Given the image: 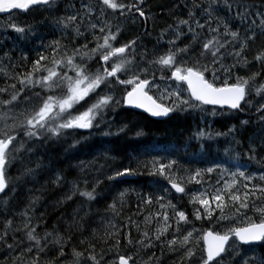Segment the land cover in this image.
<instances>
[{
  "label": "snow or ice",
  "instance_id": "obj_1",
  "mask_svg": "<svg viewBox=\"0 0 264 264\" xmlns=\"http://www.w3.org/2000/svg\"><path fill=\"white\" fill-rule=\"evenodd\" d=\"M143 3L144 0H135V3L130 4L122 3L121 0H96L99 5L96 20L99 24L89 20L85 28L92 35L94 47H89L86 42L69 49L55 40L42 45L45 50H52L51 59L42 53L38 54L27 72L9 77L6 68L0 67V73L16 81L0 87V121L3 122L0 126V193L6 194L10 188L12 192L16 191L13 178L8 173L17 163L22 165L21 174L15 177L17 181L26 177L35 180L40 171L51 170L41 158L37 159L35 167L26 166L25 153L30 162L37 152L43 156L52 145L62 144L70 133H76L77 130L97 129L104 124L110 128L107 113H115L117 108L141 109L152 117H169L170 114L189 110L206 112V106H213V116L218 112H243L245 105L248 108L255 107L261 130L259 144L250 137L244 155L249 161L264 162V157L257 160L258 149H264V103L259 102L264 100V79H261L264 76V47L256 51L251 60L246 55L250 44L259 36H264V0L259 6L245 3V0H207L206 7L193 0L186 19L177 18L175 26L169 25L161 31L158 44L170 29L174 32V39L167 41V50L161 54H156L154 46L151 59L148 58V51L137 54L138 38L117 46L124 31L123 26H117L112 31L111 23L104 19L109 9L113 13L119 10L121 16L135 11L139 17H146ZM96 4L92 0L87 3L81 0L79 9L74 4H66L65 9H72L75 14L55 17L52 23L61 30L71 28L75 33L74 39H86L81 27L84 18L91 16L96 9ZM33 7L54 12L58 8V0H0V13H7L9 21L13 19L15 10L28 11ZM198 9L201 17H207L203 23L196 15ZM218 9H226L229 15H216ZM135 21L136 17L133 16V23ZM233 22H236L235 28ZM7 27L19 34L21 39H27L33 31L32 25L19 26L10 22ZM98 27L99 34L96 33ZM185 27L187 32L183 30ZM205 30L207 36L204 35ZM189 35L190 41L183 47H177L176 42ZM4 55L10 59L8 53ZM226 58H231L232 63L225 64ZM21 59L26 63L28 55L25 54ZM253 63L258 66L257 71L243 76L234 74L238 70L249 69ZM12 67L18 65L13 64ZM37 88L40 91H36ZM117 90L122 91L118 94ZM25 92H31L32 95H25L21 100ZM4 95L8 99H4ZM89 100L92 102L88 103ZM84 103L88 106L80 111ZM18 104L25 107L9 116ZM9 119L11 123H8ZM249 124L250 120H241L239 127L232 125L224 132L209 127L207 131L199 129L193 135L198 141L232 137L233 143L239 146L241 142L236 139V134ZM126 128L127 125H122L116 133L109 130L103 135H118L125 132ZM143 134L142 131L136 132L137 136ZM86 139L83 136L80 140L73 137V143L65 152L75 150L81 140ZM203 149L204 145L201 144ZM232 151V148H226L225 155L237 162L235 170L222 163L190 170L183 168L176 159L164 162V157L143 161L133 157L127 166L115 170L107 177L109 181L123 182V177L146 173L148 177H159L166 181L170 188L165 187L164 195L155 197L151 192L136 193L140 199L138 206L159 205L160 211L155 215L162 217V221L154 233L150 235L147 230L140 232L139 225H135L140 232V239L133 240L130 233L121 237L120 229L109 221L102 237L93 229V239L98 238L102 243L109 244L99 252L89 238L79 240V245H72L70 252L67 250L68 245L72 244V230L83 231L80 221L76 219L79 208L74 211L73 219L64 232L53 225L51 230L45 227L41 235L38 227L43 224L44 213L37 217L35 205L43 197L32 195L24 209L14 213V216L21 217L19 222L12 217L0 220V257H3L0 264H135L134 255L121 251L122 240L125 248L133 246L139 250L154 247L153 241H161L162 238V247L166 246L173 253H183L180 264H193V261L197 264H234L236 258L242 255L240 249L245 252L264 249V170L250 174L238 163L241 153L229 155ZM76 167L83 173L88 165L81 162ZM213 174H217L215 183L209 181L204 187L205 177L210 178ZM64 182L63 171L56 170L51 183L59 187ZM69 183L71 187L56 202L58 205L71 201L77 195L85 202L94 201L99 195L96 190L99 180L91 190L81 188L78 180ZM87 183L85 180L84 184ZM193 183L201 185V188L189 198L188 203L192 206V219H189L185 210H178L171 199H167L166 203L165 200L171 190L176 194L188 195L187 187ZM38 191H43V188ZM130 191L124 189L119 192L106 210L119 215L117 202L123 206ZM10 199H0L4 213H7ZM87 215L89 213L85 212ZM83 219L80 217V220ZM170 220L173 223H169ZM196 222L207 224L208 227L197 228ZM150 223L151 215L145 217V224ZM184 227H188V230L180 235ZM170 231L172 239H167ZM229 256L231 258L226 262L225 257ZM153 258L149 257V260ZM242 264H264V252L259 256L244 255Z\"/></svg>",
  "mask_w": 264,
  "mask_h": 264
},
{
  "label": "trees",
  "instance_id": "obj_2",
  "mask_svg": "<svg viewBox=\"0 0 264 264\" xmlns=\"http://www.w3.org/2000/svg\"><path fill=\"white\" fill-rule=\"evenodd\" d=\"M196 3L202 4L203 7L207 6V0H198ZM245 3L259 6L261 0H245ZM215 14L221 16L229 15L226 9H218ZM196 15L199 16L198 13H196ZM204 18L207 19L206 16H204ZM141 22L144 23V20ZM257 23H259L258 19ZM235 24L236 22H233V27H235ZM205 35L207 36V32ZM190 39V35L187 37H181V43H176L177 47H183L190 41ZM261 40L264 41V36ZM146 41V44H144L142 47L143 51H148L149 57H152L154 46L156 47V54H160L165 48L164 40H159V44L157 40L151 42L148 40ZM18 47H21L20 50L22 49L23 56L26 53L28 45L26 47H22L21 44H18ZM9 50V45H7V43H3V45L0 46V57L4 58L5 53H8L9 55ZM40 53L49 55V51L43 49L38 52V54ZM255 53L256 51L252 53L250 49L247 52V55L253 54L254 56ZM38 54H33V51L29 50L27 52L28 61L26 63L21 61V66L17 71L11 69V73L8 74L9 77L15 76L16 73L29 71L32 61L37 58ZM94 66L95 65L93 64V67ZM11 68L13 67L11 66ZM245 71L246 70L241 69L242 74H244ZM247 71L248 73L257 71V65L253 63L250 68L247 69ZM15 82V80L5 77L3 73H0V87H4L6 84H12ZM36 91H40V89L37 88ZM245 112V107L243 112H225L215 117L212 121L214 128L220 131H227V128L231 127L232 125L239 127L241 120H250V124L244 128H241L236 134V139L240 140L241 142L238 148L243 153H246L248 150L249 138L251 137L250 133L256 131L251 110L247 109L248 114ZM106 119L111 124L110 128L108 124H104L97 129L77 130L76 133H70L68 138L63 141L62 144L52 145L46 152H44L43 156H41V152H37L30 158V162L28 154L25 153L24 162L26 166L35 167L37 159L41 158L43 159L45 165H49L51 170L45 169L40 171L35 180H33L31 177H26L23 180L17 181L15 180V177L21 174L22 165L17 163L14 167H12L8 175L13 178V185L15 186L16 191L12 192L10 188L6 194H2V199L6 197L11 199L7 213H4L3 206L0 205V220L11 217V213L15 207H25L30 196L39 195L43 198L37 205H35V215L39 217L41 213H44L43 224L38 227V231L41 235L43 234L45 227L48 230H51L53 225H57L60 231L64 232V229L67 228L68 223L73 219L74 211L77 208L80 209L76 214V219L80 221L83 231L76 229L72 230V244L68 245L67 249L69 252L72 245H79V240L84 238L92 239V242L96 244L97 252H99L101 248H107L109 244L102 243L98 238L93 239V229L97 231L99 237H102L108 223L107 216L109 215L115 216L112 223L116 226V228L120 229L121 237H123V234L125 233H130L133 240H138L140 239V232H143L144 230H147L150 235L154 233L159 223L162 221V217H157L155 215L156 212L160 211L159 205L154 203L152 205H143L142 207L138 206L140 205V199H138L136 193L145 194L151 192L155 197L156 194L153 193V190H156V188L162 184V180L159 177H148L146 173L144 175L136 176L133 179L122 180L123 182L109 181L107 177L112 175L115 170L127 166L133 157L143 161L150 160L152 157L161 156L166 158L164 162H166L168 157H175L173 155H181V157L186 158L183 153L187 150H184L181 147L188 146V151H191L193 148L194 139L189 138L193 133L194 127L199 123L198 116L196 113L193 114L191 110H189L187 112H176L164 120H157L152 119L143 113L135 112L127 108H117L115 113L109 111L107 113ZM122 125H127L125 132L119 133L118 135H103L104 132L109 130L113 133H116L117 129ZM137 131H142L144 134L137 136L135 135ZM254 133L258 136L261 134V132H253V134ZM81 136L87 137V139L84 141L81 140V143L76 146L75 150L66 153L65 149H67L68 146L73 143V137L77 140H80ZM221 141L222 140L220 139L217 141V146L222 147ZM200 144L204 145V156H206V152L209 153L211 158H218L221 156L219 153L220 151L216 152L213 142L207 141L206 143L201 142ZM160 146H165V148L163 150L159 149L158 147ZM95 149L97 151H95ZM258 150L260 153L258 152L257 160H260L262 157V149ZM95 154H97L100 158H98ZM79 160L88 165V167L85 168V170H87L86 173H81L80 168L76 167V165L79 163ZM251 162V169L253 170H261L264 167V162ZM197 163L200 164L199 167L201 168H204L206 165L204 162L200 161ZM133 166H135L134 163ZM58 169L63 171L65 182L62 183L61 186L56 187L51 183V180L54 179L55 171ZM207 177L208 176H206V178ZM70 179L78 180L81 188L87 187L89 190H91L93 184L99 180L100 183L96 186V190L99 195H97L96 199L91 202H85L83 198L77 195L73 197L71 201H67L64 204L58 205L56 202L60 200L61 197L67 193L71 187L70 183H68L71 181ZM85 180L88 181L87 185L84 184ZM42 188L43 191H38ZM29 189L31 191H29ZM124 189H129L131 191L126 197V202L123 206L117 202L119 215L106 210L107 205L112 202L113 197L117 196L118 193ZM189 189L190 184L187 187V190ZM170 198L172 199V202L177 205L178 210H185L189 215V219H192V206L188 203L190 198L189 194L181 196L172 195ZM166 202L167 201H165V203ZM85 212H88L89 215L85 216ZM29 214L31 215L32 212ZM169 214L171 215V210H169ZM149 215L152 216V223L146 225L145 217ZM249 215H251V213H249ZM80 217H84V219L80 220ZM129 221H132L133 223H129ZM33 223H35V221H33ZM169 223L173 222L170 220ZM135 225H139L140 232L137 231ZM195 226L197 228L208 227L207 224H201V222H196ZM187 230L188 227H184L180 235H183ZM66 234L67 233H65V235ZM167 239H172L171 231L167 234ZM9 242H11V240H9ZM153 242L155 244L154 247L142 248L138 250L137 247L133 246L125 248L123 246L124 242L122 240L121 251L124 253L130 252L132 255H134L135 261H138L141 258L142 252L143 257L141 260H143L145 264H180V256L183 254L182 252L177 251L173 253L170 252L166 246L162 247L164 244L163 238L161 241ZM109 243H114V241H110ZM240 251L242 255L236 258L234 264H242L244 255L259 256L262 252H264V249L257 248L255 252H245L244 249H240ZM149 257L154 258L149 260ZM69 258L70 257H66V259ZM156 258H159V260L157 261ZM230 258V256L225 257V261L227 262V260ZM2 259L3 257H0V260ZM193 264H197V262L193 261Z\"/></svg>",
  "mask_w": 264,
  "mask_h": 264
},
{
  "label": "rangeland",
  "instance_id": "obj_3",
  "mask_svg": "<svg viewBox=\"0 0 264 264\" xmlns=\"http://www.w3.org/2000/svg\"><path fill=\"white\" fill-rule=\"evenodd\" d=\"M197 1L198 0H195V2H197ZM84 2L87 3V2H89V0H84ZM92 2L94 4H96V0H92ZM121 2L125 3V4H130L132 2V0H121ZM77 3L79 4L78 6H77ZM66 4H69V3L63 2L62 0L58 1V8L54 12H48V11H44L41 9L39 12H33L32 11L30 13L22 14V15H19L17 13V14H13V19L11 21H9L8 16L5 17L2 20V22H0V39H1V41L6 42V40L9 39L10 40L9 45L11 46V48H12V43H13L12 51H15L17 49V52L18 53L20 52L21 47L19 48L18 44L20 43V41L22 39L20 38L19 34H17V33L14 34V31H12L11 28H10L11 32H8L9 27H7L8 23H10V22L12 23V21L14 19H16L15 17L20 16V18H19L20 26H25V25H32L33 26L32 33H29V35H28V37L30 38L29 46H31V44H32V47H33V45H34L33 42L38 46H42V45L49 44L51 41L59 40L62 44L67 45L69 49H71L73 47H79L80 45H83L86 42L89 43V47H94L95 44H94V42H92V35L89 32H86L85 28L87 27V23L89 20H92V22H97L99 24V22L96 20V17L99 15V5L96 4V9L93 11L91 16L84 18V25L81 27V31L85 33L86 39L80 38V37H76L74 39L75 33L72 31L71 28H69L67 30H61L57 25L52 23V20L55 17L75 14L72 9H68V10L65 9ZM71 4H74L75 8L79 9L80 5H81V0H76L75 2H72ZM192 4H193V1L188 2L187 0H144L143 6H142L143 10L146 13V18H145L146 20H144V23L141 22L142 17H139V15H137V13H135L134 15L126 14L125 16H121L119 10H117L115 13H113L112 10H110V9L107 10V14L105 15L104 19L107 20L109 23H111V25H112L111 30L112 31H115L117 26H123L124 31H123V34L120 36L119 41L117 42V46H119L118 45L119 42L124 43L125 41L133 39V38H138L139 44L143 43L142 46H144V44H146V42H147L146 40H148L149 42L155 41V40L158 41V38L160 37L161 31L163 29L168 28L169 25L175 26L176 20L179 16L176 14L184 12L185 9L188 10V8H190L192 6ZM42 11H44V12H42ZM196 13L199 14V16H197V17L203 18L200 16V10L199 9L196 10ZM133 16L136 17L135 23H133ZM112 18H114L113 21L111 20ZM45 19L47 21L45 22L44 25L53 24L56 27L57 34L47 32L45 29L41 30V29L37 28V26L35 24L38 23L39 21H44ZM212 26L215 27V24L213 23ZM41 27H43V26H41ZM144 29H147V30H144ZM183 30L185 32H187L186 27ZM222 31H223V29L221 28V32ZM12 32H13V34H12ZM96 33L99 34V27L96 29ZM142 33H144V36ZM170 39H174V32L171 29L167 33H165V35L162 39L165 41V43H164L165 48H164V50L161 51V53L167 50V47H168L167 41ZM261 39H263V36H259L255 40V41H257V40H259V41L251 43L250 46L251 47L255 46L253 48H257L258 46L261 47L262 43L264 44V41ZM177 42L181 43V39L178 40ZM256 43H257V45H256ZM142 46L140 49L141 51H139L137 54H139L140 52L143 51ZM262 47H264V45ZM228 50L231 51V48H229ZM27 52H28V48H27L25 54H27ZM50 53L52 54V50L50 51ZM15 56H16L15 53L10 52V54H9L10 59L7 57H4V58L0 57V67L6 68L8 74L11 73V66L13 65L12 63L14 61L13 59L15 58ZM252 57H253V54L248 55V58L250 60ZM148 58L150 59L149 56H148ZM20 61H23V60L21 59ZM231 62H232L231 58H226L224 61L225 64H230ZM18 66H21V64H19ZM217 67H219V65H217ZM257 70H258V66H257ZM234 74H239V75L243 76V75H248L249 73L246 70L244 72V74H242L241 70H238V73H234ZM261 79H264V76H262ZM25 95L31 96L32 93L31 92H25L24 94H22L21 100H23V96H25ZM3 98L8 99V96H3ZM249 99L257 100L258 98L249 97ZM259 102L264 103V100H261ZM15 107L13 108L12 112L9 113V116L14 115L15 113L19 112L22 107H25V105L18 104ZM246 108H248L247 105H246ZM250 109H252V113H251L252 118L255 120L254 122H256V124H257V129L254 132H261L260 127L257 123L258 117L256 114L255 107H252ZM211 111H212V108H207L206 112H202V111L201 112L203 113L204 116L212 117L213 115H211ZM8 123H11L10 119H9ZM2 125H3V122L0 121V126H2ZM202 125H203V122L201 120V126ZM208 128H209V125L207 127L203 126L200 129H205V131H207ZM216 138L224 139L225 137L221 136V137H216ZM251 138L254 139L255 143H259V136L257 134L254 133L251 136ZM199 146H200L199 147V150H200L201 144ZM160 148L162 149L161 146H160ZM226 148H232L233 151L230 152L229 155H235L236 145L233 143L232 137H226L225 138L224 145L220 150L222 157L221 158L218 157L215 160H209L207 162V164L212 166L213 163H222V164H224L225 167H230L232 170H235V165L237 164V162L231 161L228 159V156L225 155V149ZM216 149L218 150L217 146H216ZM258 152H259V150H258ZM196 154H199V153H196L195 151L191 150V151H188L186 153V157L191 158V157L198 156ZM261 154H262V157H264V149H262ZM156 157H161V156H156ZM225 157L227 159V162L225 160ZM168 159L178 160L179 164L183 168H187L190 170H195L196 168H199V166H197V165H195V166L192 165L189 167L185 166L186 164L191 163L190 160H184L183 158L178 159L176 157H168ZM229 163H233V164L230 166ZM238 163L240 166H242L243 169H246L250 174L251 173H257L258 174L260 171L264 170V167L261 170L251 169L252 168V162L249 160H242L240 158ZM210 166H207V167H210ZM212 176H213V183H215V181L217 179V174H213ZM256 182L259 183V181H256ZM23 209H24V207L15 208L14 213H18ZM114 218H115V216H113V215L107 216L108 222L109 221L112 222ZM14 220L16 222H19L21 220V217H18L16 219L14 218Z\"/></svg>",
  "mask_w": 264,
  "mask_h": 264
},
{
  "label": "flooded vegetation",
  "instance_id": "obj_4",
  "mask_svg": "<svg viewBox=\"0 0 264 264\" xmlns=\"http://www.w3.org/2000/svg\"><path fill=\"white\" fill-rule=\"evenodd\" d=\"M187 13H188V10L185 9L184 12L179 13V14H176V15H179L178 18L186 19L187 18ZM204 19L205 18L203 16V18L200 19V22L203 23L204 22ZM205 32H206V30H205Z\"/></svg>",
  "mask_w": 264,
  "mask_h": 264
},
{
  "label": "water",
  "instance_id": "obj_5",
  "mask_svg": "<svg viewBox=\"0 0 264 264\" xmlns=\"http://www.w3.org/2000/svg\"><path fill=\"white\" fill-rule=\"evenodd\" d=\"M0 14H6V13H0ZM133 109H135V108H133ZM136 110H139V111H143V110H141V109H136ZM144 112V111H143ZM146 113V112H145ZM148 114V113H147ZM149 115V114H148ZM171 115V114H170ZM152 117V116H151ZM153 118H158V119H161V118H165V117H153ZM127 177V176H126Z\"/></svg>",
  "mask_w": 264,
  "mask_h": 264
},
{
  "label": "bare ground",
  "instance_id": "obj_6",
  "mask_svg": "<svg viewBox=\"0 0 264 264\" xmlns=\"http://www.w3.org/2000/svg\"><path fill=\"white\" fill-rule=\"evenodd\" d=\"M152 57H150V59H151ZM229 126V125H228ZM136 129V128H135ZM134 133V132H133ZM136 135V134H135ZM138 138V137H137ZM84 141V140H83ZM108 143V142H107ZM247 144V143H246ZM208 147V146H207ZM94 150V149H93ZM92 151V150H91ZM95 151H97L96 149H95ZM94 152V151H93ZM97 153V152H96ZM98 154V153H97ZM97 154H95L97 157H98V155ZM87 157H88V155H87ZM98 158H100V157H98ZM97 158V159H98ZM104 159V158H103ZM75 175V174H74ZM92 184V183H91ZM116 188V187H115ZM96 203V202H95Z\"/></svg>",
  "mask_w": 264,
  "mask_h": 264
}]
</instances>
